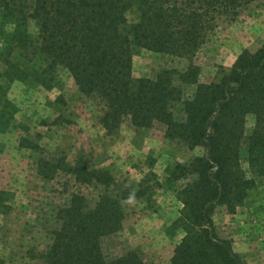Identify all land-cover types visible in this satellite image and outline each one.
I'll return each mask as SVG.
<instances>
[{"label": "trees", "instance_id": "16d2710c", "mask_svg": "<svg viewBox=\"0 0 264 264\" xmlns=\"http://www.w3.org/2000/svg\"><path fill=\"white\" fill-rule=\"evenodd\" d=\"M261 1L0 0V132L15 122L6 84L52 90L58 71L66 70L83 99L97 103L99 123L109 135L118 134L127 121L135 129L162 126L168 140L189 150L204 149L167 172L172 187L187 181L176 190L182 208L169 231L183 237L171 264H248L234 251L233 241L219 235L214 214L219 207L235 214L257 189V178L264 177V45L243 51L212 83L200 82L202 69L195 59L221 25L234 24ZM137 48L187 64L136 79ZM189 86L196 89L186 96ZM27 142L23 139L21 146L35 147ZM60 173L104 191L95 202L72 194L68 204L55 209L50 244L38 258L44 264H151L138 249L109 259L103 248L105 240L123 230L127 203L146 195V183L137 192L118 188L109 170L91 167L84 157L39 159L43 179L54 180ZM5 195L0 191L1 213L9 209Z\"/></svg>", "mask_w": 264, "mask_h": 264}, {"label": "rangeland", "instance_id": "374dc122", "mask_svg": "<svg viewBox=\"0 0 264 264\" xmlns=\"http://www.w3.org/2000/svg\"><path fill=\"white\" fill-rule=\"evenodd\" d=\"M135 17V13L129 14L131 21ZM31 30H35L34 25ZM263 45L264 0L234 24L221 25L204 45L195 59L202 69L200 82L218 81L243 51L256 52ZM186 64L169 55L137 48L133 75L136 79H152L162 69L182 70ZM58 77L52 90L18 81L6 84L16 114L13 128L0 132V191L6 193L9 208L0 212V264H44L38 254L50 244L55 209L68 204L72 194H82L95 202L104 191L81 185L65 173L51 181L43 179L38 174L39 159L55 155L67 157L70 162L84 157L91 167L109 170L121 189L137 192L145 182L146 195L127 203L123 230L105 240L103 248L109 259L128 249H138L151 264H171L175 247L183 237L182 232L169 231L182 208L176 190L187 181L180 180L172 187L167 183V172L203 155L204 149L189 150L168 140L162 126L135 129L127 121L118 134L109 135L99 123L97 103L83 99L66 70L60 69ZM195 89L186 87L185 95L191 96ZM253 125L251 116L248 135ZM23 139L35 147H22ZM242 157L248 169L246 148ZM257 185L235 214L224 207L214 214L219 235L232 240L234 251L248 264H264V177L257 178Z\"/></svg>", "mask_w": 264, "mask_h": 264}]
</instances>
